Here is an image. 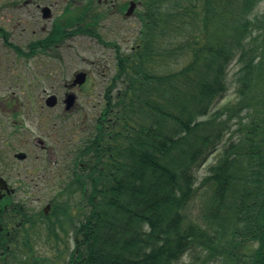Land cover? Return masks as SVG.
<instances>
[{"label":"trees","instance_id":"trees-1","mask_svg":"<svg viewBox=\"0 0 264 264\" xmlns=\"http://www.w3.org/2000/svg\"><path fill=\"white\" fill-rule=\"evenodd\" d=\"M137 1L139 48L115 55L48 245L63 264H264V0Z\"/></svg>","mask_w":264,"mask_h":264},{"label":"flooded vegetation","instance_id":"flooded-vegetation-1","mask_svg":"<svg viewBox=\"0 0 264 264\" xmlns=\"http://www.w3.org/2000/svg\"><path fill=\"white\" fill-rule=\"evenodd\" d=\"M130 1L0 0V264L10 261L15 248L32 244L37 232L48 242V230L61 227L62 198L84 167L76 159L77 149L95 118L83 113L80 123L67 122L74 132L67 139L75 138V144L71 159L65 160L63 122L78 114L81 92L89 96L92 91L89 71H72L77 65L73 58L65 62L75 55L72 45L79 37L97 41L115 55L122 52L103 38L99 26L111 16L138 20L139 3L130 17L125 15ZM95 20L105 43L94 36ZM138 45L135 41L128 50ZM29 66L39 72L27 74ZM40 85L48 87L37 96ZM104 98L105 91L100 107ZM18 256L29 262L28 253Z\"/></svg>","mask_w":264,"mask_h":264},{"label":"rangeland","instance_id":"rangeland-1","mask_svg":"<svg viewBox=\"0 0 264 264\" xmlns=\"http://www.w3.org/2000/svg\"><path fill=\"white\" fill-rule=\"evenodd\" d=\"M262 6L263 3L261 1L259 4V10ZM118 19L119 17L111 16L108 19L102 20L99 26V30L105 40L118 45L122 49V51L127 52L130 46L134 45L135 41L138 39L137 32L139 28V22L136 18L130 20ZM72 47H74L75 55L71 56V54H69L65 63L70 64L71 58H73L74 61L77 62V65L72 68V71H89V73L91 74L89 84L92 85V91L90 92L89 96L87 95V92H81L82 94L79 96L77 102L78 114L76 115V117H71L69 119L64 120L63 122V148L61 155L65 160L71 159V149L75 144V138H71L69 140L67 139L68 136H72L74 133L72 132L73 127L66 125L67 122H69L70 124L71 122L75 121L77 123H80L81 121L79 114L89 113L92 114L93 117H96L99 114V112L101 111V96L110 84V79L111 75L114 72L115 63V54L113 50L108 48H101L98 45L97 41H92L87 38L79 37L74 41ZM105 61L108 63L107 65H105ZM57 67L60 71H62L59 65H57ZM30 71H34L37 73L38 70L29 66V70H26V73L28 74ZM42 71L43 70H40V72ZM67 71L68 70H66L65 72L63 71V73L65 74ZM236 71L237 65L235 62H232L228 73L229 89L226 96L223 99L219 100V104L231 102L235 99L234 74ZM27 77L31 79L33 75H27ZM47 87V85L38 86L36 95H43L42 91L44 89H47ZM99 93L100 96H98ZM217 156V152L210 155L206 162L195 172L196 187L199 186L201 180L208 174V168L216 161ZM64 167L65 161L63 162V168ZM201 193L202 191L199 192V194L191 205V208H193L196 212L199 210V205L203 200ZM59 236L60 238H62V233H59ZM45 238L46 237L42 233H36L34 240H32V245H34L37 254L42 256V258H46L47 260H49V262L45 264H63L62 262H60L61 259L56 257V250L55 252H53V250L50 248L49 245L52 244L48 245L47 240ZM53 242H55V240H52L50 243ZM57 243L58 249L61 250V241H57L56 244ZM27 264H29V262H27Z\"/></svg>","mask_w":264,"mask_h":264},{"label":"water","instance_id":"water-1","mask_svg":"<svg viewBox=\"0 0 264 264\" xmlns=\"http://www.w3.org/2000/svg\"><path fill=\"white\" fill-rule=\"evenodd\" d=\"M133 9H134V3L130 2V5H129L125 15L129 16L132 13ZM69 102H71V100H69Z\"/></svg>","mask_w":264,"mask_h":264}]
</instances>
